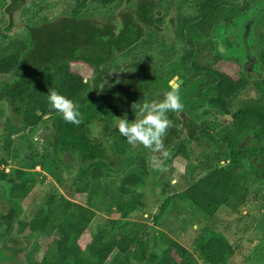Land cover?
Here are the masks:
<instances>
[{
	"label": "trees",
	"instance_id": "16d2710c",
	"mask_svg": "<svg viewBox=\"0 0 264 264\" xmlns=\"http://www.w3.org/2000/svg\"><path fill=\"white\" fill-rule=\"evenodd\" d=\"M192 1L195 13L187 15L176 10L180 0H173L171 8H163L161 0H123L120 7L106 13L86 8L52 20H36L37 13L33 12L20 23L14 15L34 9V1H3L7 23L0 29V116L7 110L17 119L10 115L7 118L9 134L0 146V180L6 177L9 202L18 214L13 233L7 235L0 227V254L6 251L16 258L23 252L28 264H189V251L165 234H160L161 251L154 249L149 228L140 221L111 240L108 235L113 221L89 231L98 209L123 218L136 213L143 219L151 213L140 191L150 175L149 161L141 154L142 146L132 149L120 135L115 117L127 113L131 121L133 102L162 99L165 91L160 87L165 78L148 55L156 43L166 58L177 53V42L185 43L179 60L182 74L173 68L183 80L180 91L191 88L195 98L221 116H228L215 134L208 125L200 124L197 116H180L184 111L178 115L168 113L173 126L164 144L169 153L175 152L174 159L183 163L188 186L180 192L163 186L162 195H171L165 208L178 204L179 210L181 203L188 202L206 219L213 220L222 212H240L248 204L251 192L243 168L247 165L256 174L264 172V33L254 45L244 37L243 47L238 50L244 55L243 63L248 61L246 56L256 53L263 76L253 79L245 71L235 78L216 68L222 58L215 53L219 49L215 31L225 28L228 34L234 20L254 1L262 0ZM91 2L106 7L114 0ZM96 12L99 18L94 17ZM17 28L25 29L23 38H14ZM237 43L239 48L241 44ZM138 51L143 54L119 77L106 79V72ZM73 64L91 68L93 77L87 79ZM250 84L257 88L258 97L240 100ZM52 91L79 106L84 117L79 126L66 123L49 108L47 95ZM40 126L46 129L43 153L28 136L13 138L17 132ZM96 126L101 127L105 140L94 135ZM244 140L246 145H242ZM198 147L202 148L201 157L193 161L192 151ZM67 155L72 163L65 161ZM36 167L47 170L64 188L65 168L77 167L79 176L72 187L86 195L85 204L75 203L62 216L57 206L65 198L52 194L37 210L22 217L20 204L38 185L37 174L33 173ZM7 168L11 170L6 173ZM3 191L0 186V199ZM0 205L4 206L1 201ZM163 210L160 208V213ZM1 211L0 217L4 216ZM88 231L90 241L82 244ZM33 235L35 245L30 252L23 244L8 249L5 242L1 243L5 237L33 240ZM40 241L45 243L42 259ZM191 250L202 264H232L236 255L235 246L212 226L198 232ZM50 255L54 261L47 259Z\"/></svg>",
	"mask_w": 264,
	"mask_h": 264
},
{
	"label": "rangeland",
	"instance_id": "374dc122",
	"mask_svg": "<svg viewBox=\"0 0 264 264\" xmlns=\"http://www.w3.org/2000/svg\"><path fill=\"white\" fill-rule=\"evenodd\" d=\"M3 1L4 0H0V29L7 23V17L4 16L3 9L1 8ZM19 1L20 3H23V0ZM32 1H34V5L32 6L34 9L28 10L26 13L21 11L14 15L17 23L26 21L30 18L33 12L37 13V16L35 17L36 20H52L56 16L72 14L79 9L81 11H85L86 8L96 9L99 12L106 13L110 10H115L116 7H120L123 0H114L113 4L106 7H102L100 4L91 2V0H28V3ZM172 1L173 0H161V5L163 8H167L169 6L171 8ZM180 1L181 2L176 8L179 14L187 15L195 13L192 0ZM172 10L173 9L169 12L171 13ZM93 15L94 17L99 18L97 12ZM227 30L229 31V36L226 33L225 28H217L215 31V37L218 40V46L220 49L219 50L217 48L215 53L222 58L216 68L235 78H239L245 71L248 72L253 79H260L263 74L255 59L256 53L253 52L250 53L251 55L246 56L248 61L243 63L241 62V59L244 55L238 50L243 47L244 43L242 40L244 37H248V44L254 45L259 34L264 33V0L258 2L254 1L245 13L241 14L239 18L234 20L232 29L228 28ZM15 32L13 35L14 38H23L25 35V29L22 28L15 29ZM236 43L241 44L239 45V48L238 46H235ZM176 44L177 53H171L170 57L167 58L161 54V45L158 43L153 44L152 50H150V52L148 51V55H151L154 66L156 67L155 69L161 71V75L165 78L160 87L164 91L169 90L168 83L172 77H179V75L182 74V69L179 66V60L184 54L186 46L185 43L177 42ZM140 54H143V51H138L134 56L121 59L118 67H112L105 73L106 79L109 80L119 77L121 71L131 62L137 61V57ZM72 66L74 68H79L87 79L93 77V70L86 65L73 64ZM173 68L179 72V75L174 73ZM179 80H181V83L179 84L180 86L183 84V80L180 79V77ZM258 95L259 92L257 88L250 84V86L243 91L242 94H240L239 99H253L257 98ZM180 97L182 103L184 104V113H180V116L187 117L188 114L189 117L197 116L200 124L208 125L215 134L219 132L222 127V123L226 120V118H228V116H221L215 109L206 105L205 102L195 98V93L191 88L181 90ZM153 100H159V98L156 97ZM0 109L3 108L1 107ZM175 114L178 115L179 112H175ZM9 115L12 118L17 119L15 115L13 116L11 111H3V115L0 116V146L4 144V139L9 134L6 129V126L8 125L7 118ZM180 127L181 125H178V128ZM50 129H52V127H50ZM45 130L46 129H44V127L40 126L33 131L24 130L17 132L13 138L14 140H20L21 136H28L34 147L40 153H43L46 149L44 143ZM94 135L100 140H105V136L99 126H96ZM166 137L167 135L164 138V143ZM247 143L248 142L244 140L242 145H246ZM201 150L202 148L199 147L194 148L192 151L193 161H196L201 157ZM49 151H51V149ZM141 154L148 159L150 164L149 178L146 180L144 188L140 189V191L145 195V201L151 215L146 214L142 219L134 213L123 218L117 215L108 216L103 209H98L97 216L90 226L89 231H93L96 227L105 223L109 225L110 221H113L115 223L109 229L108 235V240H111L120 237L131 227L133 223L140 221L148 226L150 237L153 240L152 246L154 249L156 248V250L161 251L160 234H165L189 251V258L187 260L189 264H202L198 261L196 255L191 250V247L198 232L205 226H212L216 230L222 232L230 243L235 246L236 255L231 261L232 264H264V172L256 174L254 170H250L247 165H245L243 168L247 173L245 184L251 192L248 204L240 212H222L213 220H208L188 202L181 203V209L179 208V210L177 209L178 204L175 206L170 205L165 208V205L168 204L171 195H162L163 186H169L168 190L173 192L183 191L188 186L186 170L183 163L174 159L173 156L175 155V152L170 153L169 158L164 161L167 168L166 172H160L152 167L151 156L153 153H151L150 150L144 148ZM65 161L67 163H72L70 156L68 155L65 157ZM9 168L6 169V173L11 170ZM33 173L37 174L38 185L32 194L22 204H20V210H22V213L20 214L22 217H24V214L26 213H31L37 210L43 204L45 198L52 194L61 195L65 198V200L57 206L58 213L62 216L65 215L75 203L82 205L85 204L86 195L82 193L80 189L72 187L73 180L79 176V170L77 167L73 170L65 168V172L63 174L65 177V188L56 184L47 170L45 171L40 169V167H36L35 170H33ZM5 178L6 177H3L2 180H0V186H2L4 190L0 199L2 203L5 201L9 202L10 198L9 186L6 184ZM9 203L7 204L8 209L5 211L6 217L8 219L14 217V221L12 220L11 222V220H8V222L11 223V226L5 224L3 229L6 233H13L12 230L16 224V216L18 213L13 211L12 206L14 205H12L11 202ZM3 207L4 206L0 205V208ZM160 208H164L163 213H160ZM156 216H160L158 220L155 219ZM89 231L82 238V244H86L90 241ZM19 241L20 243H24L22 240ZM33 243L34 242L31 241L30 245L26 246L27 249L31 250ZM25 256V253H21L18 258H12V254L5 251L0 254V258H3V262L1 264H28L24 259Z\"/></svg>",
	"mask_w": 264,
	"mask_h": 264
},
{
	"label": "clouds",
	"instance_id": "9594fccd",
	"mask_svg": "<svg viewBox=\"0 0 264 264\" xmlns=\"http://www.w3.org/2000/svg\"><path fill=\"white\" fill-rule=\"evenodd\" d=\"M168 88L169 90L162 94V99L144 98L133 102L130 107L134 119L131 121L127 118V113L122 117H115V127L120 135L133 149L142 146L150 150L153 153L151 165L160 172L167 171L164 161L170 156L164 138L173 124L167 114L184 110L178 76L169 80ZM47 101L49 108L58 113L66 123L79 126L83 122L84 117L79 106L66 96L52 91L47 95Z\"/></svg>",
	"mask_w": 264,
	"mask_h": 264
},
{
	"label": "flooded vegetation",
	"instance_id": "af4514ba",
	"mask_svg": "<svg viewBox=\"0 0 264 264\" xmlns=\"http://www.w3.org/2000/svg\"><path fill=\"white\" fill-rule=\"evenodd\" d=\"M9 202H7V201H5L3 204H4V207L2 208V215H4V216H2V217H0V225H1V229L6 233V231L3 229V226L5 225V224H7V225H10L11 226V223H9L8 222V220L10 221L11 220V222H12V220L14 221V217L13 218H11V219H8L7 217H5L6 216V212L5 211H7V209H8V206H7V204H8ZM8 222V223H7ZM7 235H9L10 234V232H8V233H6ZM6 239H2V241H1V243H2V245L4 244V242H5V245H7L6 247L8 248V249H11V248H13V247H16V246H18V245H21V244H23V246L22 247H26L27 245L29 246L30 245V242L32 241L33 242V240L35 241V239H36V236L35 235H33V240H30V239H26V240H23V239H21V238H18V237H5ZM19 240H22L24 243H20V241ZM25 245V246H24ZM33 245H35L34 243H33ZM45 247V243L43 242V241H40V252L41 251H43V248ZM30 251H32V249L31 250H29V249H27V252H30ZM21 253H23V252H21ZM21 253H19L18 254V256H17V258L19 257V255L21 254ZM40 257H41V259L43 258V253L41 252L40 253ZM48 257V256H47ZM25 260H26V258H24ZM49 261H54V259L52 258V256L50 255V257H48L47 258ZM3 262V258H0V264ZM27 262V261H26ZM56 264H58V263H56Z\"/></svg>",
	"mask_w": 264,
	"mask_h": 264
},
{
	"label": "water",
	"instance_id": "95a60500",
	"mask_svg": "<svg viewBox=\"0 0 264 264\" xmlns=\"http://www.w3.org/2000/svg\"><path fill=\"white\" fill-rule=\"evenodd\" d=\"M181 83V80H179V84Z\"/></svg>",
	"mask_w": 264,
	"mask_h": 264
}]
</instances>
